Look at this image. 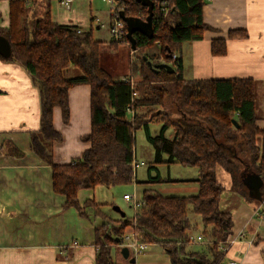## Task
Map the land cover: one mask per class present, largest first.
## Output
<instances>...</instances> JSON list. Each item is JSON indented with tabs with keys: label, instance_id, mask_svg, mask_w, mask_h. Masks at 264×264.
Instances as JSON below:
<instances>
[{
	"label": "trees",
	"instance_id": "1",
	"mask_svg": "<svg viewBox=\"0 0 264 264\" xmlns=\"http://www.w3.org/2000/svg\"><path fill=\"white\" fill-rule=\"evenodd\" d=\"M152 1L153 35L133 34L135 56L144 62L141 68L132 64V77L139 73L140 79L134 86L128 81L114 80L101 68V43L90 32L77 34V30L53 24L48 9L37 16L27 5L34 0L12 2L9 27L0 28V37L10 46V54L0 58L21 66L38 90L40 127L30 135V149L51 168L54 193L65 198L64 209L74 208L82 217H87L86 208L94 210V218L99 221L95 228V264H115L112 249L123 244L124 231L129 226L134 227L139 241L160 246L170 264H211L184 253L193 230L187 218L189 207L192 214L201 218V233L213 252L214 264L221 256L217 242H226L232 234L231 215L219 209L223 187L216 180V168L231 176L232 191L244 200H264V132L255 126V84L251 80L184 82L181 46L200 41L210 30L202 20V8L209 0H162L161 6ZM122 2L126 17L146 19L147 7L135 0ZM122 43H128L126 35ZM153 50L160 58L157 61L170 64L174 71L153 70L151 67L157 62L151 55ZM211 53L225 55L224 40L213 41ZM70 68L78 73L75 71V76L67 78L65 73ZM166 82H174L173 96L178 109L205 122L207 128L173 122L169 113L160 111L159 107H165L168 90L153 83ZM80 85L89 86L91 91V132L81 139L90 148L70 164L58 166L53 162L52 144L61 143L62 136L54 129L52 112L58 107L62 122L67 124L68 91ZM154 121L161 123L155 136L149 130ZM172 127L174 135L167 138L165 134ZM140 129L154 150L149 173L162 164L196 169L197 178L193 182L198 193L167 198L145 191L142 206L125 222L113 221L102 212L101 205L93 202L81 206L77 197L80 190L114 188L134 181V134ZM258 136L262 137L260 146L256 144ZM10 153L16 158L23 157L17 149ZM252 174L262 181L254 197L244 183ZM154 179V184L172 183L158 175Z\"/></svg>",
	"mask_w": 264,
	"mask_h": 264
},
{
	"label": "crops",
	"instance_id": "2",
	"mask_svg": "<svg viewBox=\"0 0 264 264\" xmlns=\"http://www.w3.org/2000/svg\"><path fill=\"white\" fill-rule=\"evenodd\" d=\"M16 1L0 0L1 29L9 27L11 4ZM34 1L27 5L37 16L40 17L48 9L53 24L81 30L82 33L90 32L94 40L95 31L100 32L112 20V12L109 14L106 5L99 0H74L70 10H65L56 0ZM107 15L109 21L104 24ZM202 20L210 30L203 34L200 41L181 46L182 80L186 83L253 81L255 126L264 132V0H209L202 8ZM107 39L109 42V35ZM215 40H224L225 55H212L211 44ZM100 41L102 48L105 45L108 53L112 54L111 65H115L116 71L110 70V73L108 69H102L116 81L133 80L128 60L125 63L117 58L119 52L126 49L125 46L112 51L110 42ZM160 64L164 63L156 62V65ZM90 94V87L86 85L76 86L68 91L70 118L67 124L62 122L58 107L52 112L54 129L62 136L61 143L52 144L53 162L58 166L70 164L90 148L89 144L81 140L91 132ZM187 115L178 110L173 117H179L181 123L187 126L207 128L205 122ZM39 127L38 90L21 66L0 58V264H95V228L99 221L94 218V210L90 207L85 210L87 217H82L74 208L64 209L65 198L53 191L51 168L30 149V135L37 133ZM173 128L169 129L172 130L169 138L174 135ZM261 139V136L256 138L258 146L261 145ZM15 149L23 154L22 158L11 155L10 152ZM153 160L154 150L147 167L146 180L137 182L143 188L141 196L149 191L162 197H173L160 194L155 189L165 186L153 183L157 175L160 179L171 180L172 183L169 184L189 188L190 196L198 193V186L193 182L196 179L194 174L192 178H172L170 168L175 166L173 164L158 165L149 173L148 168ZM162 166L167 167L166 176L161 173L159 167ZM136 167L138 164L134 162V170ZM216 180L223 187L219 209L222 213L231 215L232 234L228 240H233L234 243L229 245L226 252L221 253L214 264H264V200L246 201L233 192L231 176L220 167L216 168ZM98 189L107 192V187L80 190L77 195L80 205L86 202L101 205L102 212L110 219L113 220L111 215L116 213L119 217L113 221L125 222L126 214L115 202L120 200L113 198L108 202L106 197L102 198V191L99 192ZM123 196V202L132 208V202H127ZM103 199L107 201L103 203ZM135 201L142 206V199ZM201 232L202 227L194 239L191 238L192 233H189L190 240L184 253L212 264L213 252ZM132 236L136 237L134 227L129 226L125 230L123 242L125 238L127 240ZM197 237L202 238L199 243L195 241ZM146 245L145 250L138 254L141 257L148 254L146 252L150 245ZM194 246H200L201 252ZM123 247L121 244L112 249L124 261L118 264H130L131 259H134L135 264L137 259L132 252H129L128 259L121 255ZM217 250L219 251L218 248ZM164 254L167 259L163 264H170L168 256Z\"/></svg>",
	"mask_w": 264,
	"mask_h": 264
},
{
	"label": "rangeland",
	"instance_id": "3",
	"mask_svg": "<svg viewBox=\"0 0 264 264\" xmlns=\"http://www.w3.org/2000/svg\"><path fill=\"white\" fill-rule=\"evenodd\" d=\"M56 1L58 2V0H56ZM99 1L102 4L106 5V7H107V9L109 11L108 13L110 14L111 10H112V7L107 5V4H105V3H103L101 0H99ZM161 11L164 12L162 9H161ZM108 19H109L108 15L105 16V18H104V22L105 23L104 24H107V22L109 21ZM110 23H111V21H109V24ZM109 24L104 25V27L101 29L100 32H97V30L95 31V34H94L95 40L97 39L96 41H99V42H101L100 40H103L105 43H109L110 42V44H111L110 47H111L112 51H116V48L118 49L120 46H125L126 49L123 50V51H120L118 56H117V58H118L119 61H125V63L128 60L129 65H130V69H131L130 70L131 71V76H132V64L135 65L138 68H141L142 66H144V62L141 63L139 61L138 56H135L134 51L131 50V48L129 47L128 43H125V44L124 43H120V44H114L113 43L114 45H112L111 37H110V34H109V30H108V27H109L108 25ZM81 34H82V31H81ZM108 35H109V38H110L109 42H108V39H107ZM112 46H115V47L112 48ZM99 54H100V60H101V66H102L101 68H105L106 70L108 69L110 73H111L110 70H114L113 72H115L116 71L115 70L116 69L115 65H113V66L111 65V62H112L111 59L112 58H111L110 55H112V54L108 53L107 48H106L105 45H104L103 48H102V45H100ZM151 55L153 56L154 61H157V60L160 59V58H157L155 50L152 51ZM168 65H170V64H168ZM173 68H175V67H173ZM70 69L73 70V72H71V70L66 71L65 76L67 78L68 77H73V76H75L76 73H78L77 70H75L73 68H70ZM75 71H76V73H75ZM141 72L142 71L140 70V73ZM132 79L133 80L128 81L130 84H134V85L138 84L139 81H140L139 73H136V75H134L132 77ZM153 84H155V85H157L159 87H161V86L163 87L164 86L168 90V95H167L166 100H165V107H159L160 111L161 112H165L166 114L169 113L170 118H171V120L173 122L180 121L179 117L178 118L177 117L176 118L173 117V116H175L177 114V112L179 110L178 109V102L175 99V97L173 96V90H174L173 89V85H174V82H170V83L166 82V83H162V84L161 83H153ZM131 86H133V85H131ZM152 109H157V107H153ZM145 110H147V109H144V114H145ZM160 127H161V123H157V121L152 122L149 125L150 133L152 135H156L158 133ZM171 132H172V130H168L166 132L165 136L167 138H169ZM134 145H135V148H134L135 149V163L138 164V167H136V169H135L134 181L131 184H129V185H122V186L111 188L113 190L108 189V187H107V190H106L107 192H105L104 189H98L99 192L102 191V193H101L102 198L106 197L108 199V202H110L111 199L113 200V198H115V199L118 198L120 200L119 202L115 201L116 204H117L116 206L118 208H120L121 211H123L126 214V219H124L126 221L128 219H131L134 216L135 211L133 210L134 209L133 206L131 208L130 205H128L127 203L123 202L122 196H123L124 193H128V195L134 196L135 199H141V193H142V189L143 188L140 187L141 185L137 184L136 182H143V181L146 180L147 167H148V165H150V159L152 157V150H153L152 147L147 143V141L145 139V136H144V132L141 129L137 130L135 132V134H134ZM237 153H239V150H237ZM141 163H144L145 165L144 164L141 165ZM173 165H175V166L170 168L171 169L172 178H177V179L192 178L193 174L195 175L194 177L197 178V170L196 169L188 168V167H182V166L176 165V164H173ZM159 168L161 169L162 175L166 176L167 167H165V166L163 167L162 166V167H159ZM164 185L165 186L157 187L155 189L160 194H169L167 196H173V197H183V196L184 197H188V196H190L189 193L191 192V190H189V188H187V187H182V186H178L176 184H169V183L168 184H164ZM168 192H171V193H168ZM179 192H182V193H179ZM97 198H99V197H97ZM104 201L106 202L107 200L103 199L102 202L105 203ZM109 210H110V208H109ZM111 211H113V209ZM106 213L109 214V211H106ZM187 214H188L187 218H188L189 222L191 223V225L193 227V230L191 231V233H192L191 238L194 239V236L199 233V228L202 227L201 218L199 216H196V215L192 214V211H191L190 207L188 208ZM111 216L114 217V219H116V220L119 217L116 213H113V215H111ZM194 226H198L197 231L194 228ZM195 241L197 243H199L197 241V239ZM229 241H230L231 244L234 243L233 240H228V239H227L226 242H229ZM219 243H225V242H219ZM219 243L217 245L218 249H219ZM157 247L158 246L150 245V247H148V249H147L146 253H148V254L146 256H143V257H141V255L135 256L134 258L137 259L135 264H163V261L165 263L166 259H167L165 254H164L165 252H163L162 248H157ZM193 248H195L199 252H201V250H202L200 246H197V247L194 246ZM114 249H116V248H114ZM112 253H113V251H112ZM221 253H224V252H221ZM113 254H114V262H115V264H118L120 262L121 263L124 262L120 258V256H119L120 254H118L117 251H115V253H113ZM116 257H117V259H116ZM195 258L198 261H200V259H198L196 256H195Z\"/></svg>",
	"mask_w": 264,
	"mask_h": 264
},
{
	"label": "water",
	"instance_id": "4",
	"mask_svg": "<svg viewBox=\"0 0 264 264\" xmlns=\"http://www.w3.org/2000/svg\"><path fill=\"white\" fill-rule=\"evenodd\" d=\"M137 3L141 4L144 7H147V17L145 20H141L139 18H130L126 17L123 11H120L118 14L119 18L125 23L127 33H126V39L128 41V44L130 45V48L132 51H135V40L133 38L134 33H141L145 36H152L153 35V28H152V18H153V1L152 0H135ZM156 1L160 6L162 3V0H154ZM10 54V46L8 43L0 37V55L4 58H7ZM150 65V63H149ZM153 70L157 71L159 69H164L169 72L174 71L169 65L167 64H160V65H154L151 67ZM236 127H238L236 125ZM245 186L247 187L250 196L254 197L257 194V190L261 187L262 181L258 175L252 174L250 175L245 181ZM121 255L128 259L129 257V251L126 248H123L121 250ZM130 264L134 263V259H131Z\"/></svg>",
	"mask_w": 264,
	"mask_h": 264
},
{
	"label": "built area",
	"instance_id": "5",
	"mask_svg": "<svg viewBox=\"0 0 264 264\" xmlns=\"http://www.w3.org/2000/svg\"><path fill=\"white\" fill-rule=\"evenodd\" d=\"M73 1L74 0H58V2L66 10H70ZM101 1L112 7V10H111L112 20H111V23L109 24L108 30H109V34L111 37V42L114 44H120L122 43L123 37L126 35V30H125L126 25L118 16V13L122 11L121 7H123L124 3L122 2V0H101ZM162 10L165 11V9H162ZM76 33L81 34V31L77 30ZM173 59H176V57L174 56ZM130 115L132 116L131 113ZM141 165L143 164L141 163ZM123 199L126 200L127 202H132L134 211L140 207V205L135 201V197L132 195H124ZM201 239H202L201 237H198L197 241H201ZM123 243L125 244L128 251L132 252L135 256L142 253L147 246L145 243L139 242L135 236L134 237L132 236L131 238H128L127 240L125 238V242ZM229 245H231L230 241L225 242V243H219V250L221 252H225L227 248L229 247Z\"/></svg>",
	"mask_w": 264,
	"mask_h": 264
},
{
	"label": "bare ground",
	"instance_id": "6",
	"mask_svg": "<svg viewBox=\"0 0 264 264\" xmlns=\"http://www.w3.org/2000/svg\"><path fill=\"white\" fill-rule=\"evenodd\" d=\"M123 246H124L123 248H126V246H125V244H124V243H123ZM123 248H122V249H123ZM126 249H127V248H126ZM127 250H128V249H127Z\"/></svg>",
	"mask_w": 264,
	"mask_h": 264
}]
</instances>
